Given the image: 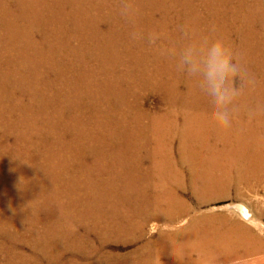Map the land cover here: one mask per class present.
<instances>
[{
  "label": "bare ground",
  "instance_id": "bare-ground-1",
  "mask_svg": "<svg viewBox=\"0 0 264 264\" xmlns=\"http://www.w3.org/2000/svg\"><path fill=\"white\" fill-rule=\"evenodd\" d=\"M52 2L57 10L67 5L71 11L63 9V16L58 13L60 17L45 19L46 6L54 12ZM134 2L139 11L141 0ZM223 3V8L215 5L209 10L205 19L193 13L188 25L198 36L215 26L214 35L242 55L256 79L255 91L242 103L264 104V28L252 13H245V1L238 2L240 14L229 19L232 0ZM157 20L151 15L148 20L138 17L135 24L125 22L119 16V0H0V95L13 96L19 90L26 99L20 97L12 107L18 106L21 115L34 111L36 102L44 108L45 129L40 130L39 139H30L23 153L10 151L17 156L13 167L24 181L23 186L17 183V198L23 206L18 217L23 221L30 216L40 226L33 235L73 241L78 251L82 242L77 228L84 223L89 226L85 235L99 232L101 236L99 227H106L104 245L109 234L126 233L129 239L136 232L144 234L150 224L160 226L152 223L158 220L165 224L156 240L158 252L153 262L148 257L144 264H176L179 259L199 264L215 258L232 262L240 257L243 236L250 232L238 219L257 220V212L244 201L252 200L258 209L264 205V114L249 122L241 112L232 128L215 127L208 98L176 71L172 61L141 46L131 49L128 39L134 31L155 28L169 40L178 38L177 27L173 34L166 29L165 13ZM64 28L65 39L60 36ZM49 29L54 32L51 36ZM38 30L45 38H33ZM23 37L28 46L17 41ZM32 47L38 48L37 56ZM16 48L15 62L8 58L4 63V57L12 56ZM120 49L133 54L120 57ZM64 55L70 65L62 61ZM78 59L89 67L75 65L81 64ZM89 60L100 66L99 72ZM50 70L59 76L53 79ZM150 88L159 92L164 105L152 115L141 111L137 95ZM51 104H59L52 114L48 113ZM132 112L137 114L135 121L130 119ZM232 197L235 202L203 210ZM151 245L149 241L137 252ZM93 252L94 248L86 254ZM61 255L47 258L55 263ZM133 255L107 258L133 264ZM109 264L121 263L114 259Z\"/></svg>",
  "mask_w": 264,
  "mask_h": 264
},
{
  "label": "rangeland",
  "instance_id": "rangeland-1",
  "mask_svg": "<svg viewBox=\"0 0 264 264\" xmlns=\"http://www.w3.org/2000/svg\"><path fill=\"white\" fill-rule=\"evenodd\" d=\"M240 1H245L247 4L245 7L246 9L245 13H252V15H254L255 17V21L257 25L260 24V26L264 28V0H232V3L230 4L231 6L230 10L232 12L229 13V16L227 19H229V17L233 15L238 16L240 14L239 12L240 8H238V2ZM53 4L56 5V2H52V6H53L52 9L54 12L49 11L47 6L45 7V10H44L45 19L46 18L54 19L56 17H60L58 13H60V15L63 16L62 14L63 11H66V13L68 11H71L70 6L65 5L66 6L65 7L63 5L59 8V10H57ZM141 4L142 6L140 7L138 11L139 13L138 17H144L146 20H148L150 16L152 15V17L155 19V23H157L158 22L157 18H160L161 14L165 13V17H168V20H169V21L168 20L165 21V24L169 22V25H168L169 27L168 28L166 27V29L169 31H173L172 34L174 33L175 28L179 24H185V23L188 24L189 21H187V19L189 17L191 18V16L193 17V13H194L195 18L201 17V19H205L207 18L209 13L213 11V8L215 5H219L222 8L224 7L223 0H218V1H213V2L211 0H207L206 2L205 0H195V1L194 0H190V1L189 0L187 1L185 0L183 1L181 0H156V1L141 0ZM192 4L193 5L195 4V5L193 6ZM90 5L95 6L96 2L95 4L94 2H90ZM84 6L87 7L88 5L85 4ZM209 10L211 12H209ZM190 12L192 13L190 14ZM32 20L34 22L33 24H35V17ZM69 23L70 25H73V26L74 24H76L75 22H72V21H70ZM100 25H104V23H101ZM40 26H41V22H40ZM79 26H81V24H79ZM103 27H107V26H103ZM145 28L147 29V27ZM49 30L51 32H48V31L47 32L51 36L52 33L54 32H52L51 29ZM65 33L67 34L66 28H64L63 32L60 34V36L63 39L66 38ZM43 37L45 38V33L41 32L40 30H38L33 36L35 40L43 39ZM23 40H24V37L17 41L19 43L22 42V44L24 45L25 42H23ZM128 40H129V44L131 45V49L135 46L136 50H140V46H141V48L144 47L145 49H149L148 51L152 50L142 41H140V45H138L137 44L139 42L138 40H133L131 37H129ZM25 46H28V44H25ZM32 48L35 49L36 51L35 56H37L39 54L38 48L37 47H32ZM18 49L19 48L15 49L12 56H9V55L5 56L2 61L4 63H7L8 58H9V59H12L11 62H15L14 59L17 57ZM119 51L121 54L120 57L123 54L124 55L133 54V53H129L128 51H124L122 49H120ZM46 53H47V49L45 50V54H43L45 55L44 60H46ZM153 54H157V53L153 51ZM134 56L137 57V54H134ZM65 57L66 55L63 56L62 61L68 62V65H70L69 64L70 60L64 61ZM138 57L143 59L142 57H140V55H138ZM153 57H151V59L149 60L156 59ZM89 61H92L91 62L92 65L99 72L100 66L95 65L93 63V60H89ZM154 62L158 63L157 60H154L153 63ZM78 63H81V64H75V65H78L86 69L89 67V66H85V63L82 62V59H78ZM50 72L51 70L49 71V75L52 74L53 79L59 76V74H53V72L51 73ZM61 74L63 73H60V75ZM104 82L107 83L106 80H104ZM116 83L117 82H115V84ZM123 89L126 90V88H123ZM112 90L114 91V89ZM152 90L153 89L150 88L144 94H139V92H137L139 100L141 98L140 100L141 111L146 112V113L149 112L151 115L160 113L161 110L164 108V105L160 103L159 92L157 93V91L155 90L152 91ZM7 96L8 97L0 95V221H2V223L0 222V264H37L36 263L37 261H40L38 262V264H41V262L43 264H68L71 262H74L75 264L76 263L77 264H81V263L82 264H104V263L109 264V262L113 261L114 259H115V262L118 260L121 264H125L126 262H123V261L121 262L123 258L118 259V257H116V258L109 259L107 258V255L113 254V255L118 256V254H121V253L125 254V253H130V252L134 254L132 256L133 260L132 259L130 260L133 264H138L139 261L142 262V264H144V260L148 261L149 258H151V261L153 262L158 252L157 245H155L157 244L156 240L158 239L159 234L165 228L164 222L158 221V220H154L152 223L154 222L159 223L160 226H156L154 228L152 224H150L147 227V231L144 234H142L139 231V232H136L135 237L130 236L129 239H127L126 235L128 234L126 233L121 234V236L117 235L118 237L114 236L113 234H109L110 239H108L107 243H105L104 245L103 243H101V241H103L102 236L103 238L105 237V235L102 234V231L106 227H99L101 236L99 232L98 234L95 232H91L85 235L89 226L87 223H84L80 225V227L77 228L78 229L77 233L79 235L81 234L80 236H78L80 240L75 238L76 240H79L82 242L81 243L82 246L79 247L80 251H78V248L76 249V245L73 241L60 240L59 238L52 237V235L47 236L46 239H41L40 237H38L39 235H33L35 234L37 230H40V226H38L32 220V218L30 219V216H25L23 221H21L22 218L18 217V212L23 206L21 205V202L17 198L16 191H17L18 184L23 186L24 181L21 180V176L19 174L20 171L16 170L13 167V164L16 161L17 156H12V152L10 151L13 150L16 152L19 150L21 153H23L25 152V146L30 143V139H33V140L39 139L38 135L42 133L40 130L42 129V127L44 128V124H42L43 119H44L43 117L44 108L41 103L36 102L34 111H30L29 114L22 113L21 115V111L19 110L18 106L12 107V104L13 105L16 104V102L18 101V99H20V97L24 98L25 96L22 95L19 90H16L13 93V96H11L10 94H8ZM122 99L124 100V98ZM53 107L54 106H52L51 104V109L48 110V113L52 114L54 110L57 111L59 109V104H57V107H54V108ZM32 114H33V119H32ZM130 116H131L130 119L134 120L137 114L136 112L135 114L134 112H132ZM22 118H25L26 120ZM148 121L150 124V119ZM150 127L153 131V127L151 125ZM8 148H10V150H8ZM233 199L234 198L232 197L224 201L215 202L213 204L204 206L203 210H206L207 208L214 207V206L219 207L225 204H230L232 202H235ZM244 202L248 204L249 206H251L253 213L257 212L256 213L257 217H255L257 220L255 221V223H253V222H246L242 220L241 218L238 219L239 222L244 223L246 227H248V229L250 230V232L245 233V235L243 236L244 245L240 250V253H239L240 257L236 258L238 261L233 260L232 262H225V261H221L218 258H215L213 260L208 259L203 262L201 261L199 264H219V263L220 264H223V263L224 264H264V205H261L259 207V209H262L263 211L261 212V214H259L258 207L251 205L252 200L244 201ZM11 203H12V206H11ZM182 225L184 226V224H179V227ZM84 235L86 239L84 238ZM126 239L128 240L127 242H125ZM149 241L152 242V245H151L152 247L146 250H143L144 248L141 249L142 252L141 254H139L137 250L143 247V245H145ZM86 242L88 244H85ZM93 248H94V252L87 255L86 252ZM43 251H45L46 253ZM81 251H84V252L86 251V252L84 254ZM59 252H61L62 255L59 257V259H57V262L55 263H53V261L50 262L47 256L52 255L53 253L59 254ZM30 255H32V257H35V258L31 259ZM145 255L146 256L148 255V256L146 257ZM185 262H186L185 259H183V262H182V259H179L176 262V264H184Z\"/></svg>",
  "mask_w": 264,
  "mask_h": 264
},
{
  "label": "clouds",
  "instance_id": "clouds-1",
  "mask_svg": "<svg viewBox=\"0 0 264 264\" xmlns=\"http://www.w3.org/2000/svg\"><path fill=\"white\" fill-rule=\"evenodd\" d=\"M138 14L134 0H119V16L125 22L135 24ZM176 31L178 38L173 40L155 28L134 31L131 38L144 42L157 55L172 61L177 72L194 82L197 90L208 98L210 119L215 127L232 128L241 112L249 122L264 114V104L242 103L246 95L255 91L256 79L242 55L214 35V25L207 35L201 36L187 23L178 25Z\"/></svg>",
  "mask_w": 264,
  "mask_h": 264
}]
</instances>
